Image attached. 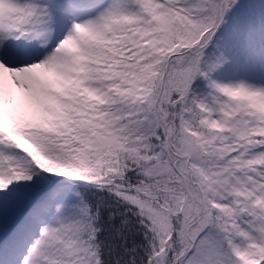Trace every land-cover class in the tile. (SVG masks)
I'll return each mask as SVG.
<instances>
[{
    "label": "snow or ice",
    "instance_id": "6c2138e0",
    "mask_svg": "<svg viewBox=\"0 0 264 264\" xmlns=\"http://www.w3.org/2000/svg\"><path fill=\"white\" fill-rule=\"evenodd\" d=\"M0 264H264V0H0Z\"/></svg>",
    "mask_w": 264,
    "mask_h": 264
}]
</instances>
